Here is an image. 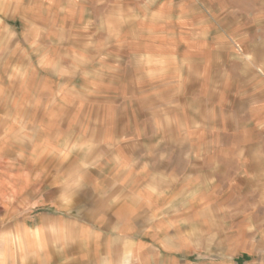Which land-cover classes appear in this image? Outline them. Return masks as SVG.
Segmentation results:
<instances>
[{
	"label": "rangeland",
	"instance_id": "obj_1",
	"mask_svg": "<svg viewBox=\"0 0 264 264\" xmlns=\"http://www.w3.org/2000/svg\"><path fill=\"white\" fill-rule=\"evenodd\" d=\"M0 3L2 202L59 191L111 233L141 201L178 236L209 206L219 262L264 264V0ZM12 208L0 249L52 211Z\"/></svg>",
	"mask_w": 264,
	"mask_h": 264
},
{
	"label": "crops",
	"instance_id": "obj_2",
	"mask_svg": "<svg viewBox=\"0 0 264 264\" xmlns=\"http://www.w3.org/2000/svg\"><path fill=\"white\" fill-rule=\"evenodd\" d=\"M9 10L6 5L0 6V11ZM33 193H38L36 187L27 192ZM27 194L19 196L14 206L0 199V211L8 213L10 206L26 211L28 207L36 208L44 203L52 207V211L14 220L3 227L0 264H221L220 234L218 226L213 228L219 216L213 215V207L195 206L201 214L198 223L202 227L188 226L178 236L172 225L161 226L154 217V220L141 219L140 213L152 214L155 210L140 201L147 209L140 211L141 205L136 208V204H131V221L110 226L114 229L110 233L108 224L103 221L76 220L75 210L61 218L56 212L59 191L47 195L43 201L35 197L28 199ZM123 205L120 200L119 206ZM186 220L189 223L192 219L187 217Z\"/></svg>",
	"mask_w": 264,
	"mask_h": 264
}]
</instances>
